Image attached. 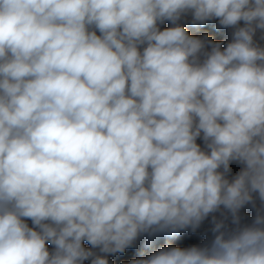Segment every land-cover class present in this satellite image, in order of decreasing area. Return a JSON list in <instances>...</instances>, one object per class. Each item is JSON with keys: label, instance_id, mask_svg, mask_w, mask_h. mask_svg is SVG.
I'll use <instances>...</instances> for the list:
<instances>
[{"label": "clouds", "instance_id": "1", "mask_svg": "<svg viewBox=\"0 0 264 264\" xmlns=\"http://www.w3.org/2000/svg\"><path fill=\"white\" fill-rule=\"evenodd\" d=\"M257 29L264 0H0V264H109L92 249L202 229L128 264H264Z\"/></svg>", "mask_w": 264, "mask_h": 264}, {"label": "trees", "instance_id": "2", "mask_svg": "<svg viewBox=\"0 0 264 264\" xmlns=\"http://www.w3.org/2000/svg\"><path fill=\"white\" fill-rule=\"evenodd\" d=\"M191 19H192L191 14H188L179 21V23L183 24V26L187 29L190 35L202 37L206 33L211 40L222 42L221 43L222 49L226 47L228 42L231 41V32L234 31V29L217 28L218 20H212L205 24L193 25L191 23ZM172 26L173 25L171 22L165 21L163 24L160 25V28L161 30H163L164 28H168ZM239 26L244 27L245 26L244 22L241 21L239 23ZM262 36H264V30L257 29L253 39L260 47L264 48V39L261 38ZM197 143L201 146L202 149H204L205 146L202 138H198ZM243 167L244 165L238 162H231L230 163L231 171L227 174L226 178L229 179V181H231L241 171ZM253 196L257 200V205H259L258 193H254ZM240 215H241V224H251L255 216V210L251 207V205H248L241 210ZM27 222L29 223V226H32L30 220H28ZM205 239L206 237L204 235V229H202L200 232H197L196 234L185 232L171 236H161L154 239H149L145 237L139 240L136 247L127 249L124 252V254L118 253L116 255L100 253L98 248L92 249V246L87 241H83V246L87 249H92V251L96 255H101V256L106 255L109 264H128V262L133 259L147 258L148 255L159 250L161 247L171 246V245L186 247L192 244L202 243ZM46 247H48L50 252L54 250V246L51 243H47ZM93 258L94 257H90L89 259L85 260L83 264H91V260Z\"/></svg>", "mask_w": 264, "mask_h": 264}]
</instances>
